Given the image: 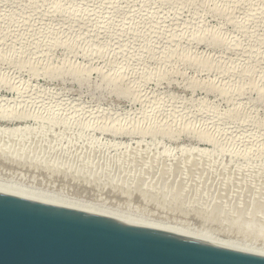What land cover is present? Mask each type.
Wrapping results in <instances>:
<instances>
[{
  "label": "rangeland",
  "instance_id": "obj_1",
  "mask_svg": "<svg viewBox=\"0 0 264 264\" xmlns=\"http://www.w3.org/2000/svg\"><path fill=\"white\" fill-rule=\"evenodd\" d=\"M0 186L264 250V0H0Z\"/></svg>",
  "mask_w": 264,
  "mask_h": 264
},
{
  "label": "water",
  "instance_id": "obj_2",
  "mask_svg": "<svg viewBox=\"0 0 264 264\" xmlns=\"http://www.w3.org/2000/svg\"><path fill=\"white\" fill-rule=\"evenodd\" d=\"M0 264H264V257L0 191Z\"/></svg>",
  "mask_w": 264,
  "mask_h": 264
},
{
  "label": "bare ground",
  "instance_id": "obj_3",
  "mask_svg": "<svg viewBox=\"0 0 264 264\" xmlns=\"http://www.w3.org/2000/svg\"><path fill=\"white\" fill-rule=\"evenodd\" d=\"M0 191L10 193V194H14V195L27 197V198H31V199H36V200H40V201H44V202H49V203H53V204H57V205L70 207L73 209L92 213L95 215H99L102 217L121 221V222L128 223L131 225L151 229L154 231H159V232H163V233H170L171 235L179 236V237L186 238V239L193 240V241H197V242H201V243H205V244H209V245H213V246H217V247H222V248H226V249H231V250H235V251H239V252H246V253H250V254H254V255L264 257V250L247 248L245 246H236V245H232V244H228V243H221L216 239L213 240L211 238H207V237L200 236L197 234L188 233L187 231L185 232V230L183 231V230L170 229V228H167L164 226H156V225L149 224L147 222L138 221L136 219H129V218L121 217V216L114 215V214H108L107 212L90 210V209H87L84 207H79V206L74 205V204H68V203H64V202H55L52 199H47V198L38 196L37 194H26V193L22 192L21 190H15V189L10 188V187L0 186Z\"/></svg>",
  "mask_w": 264,
  "mask_h": 264
}]
</instances>
